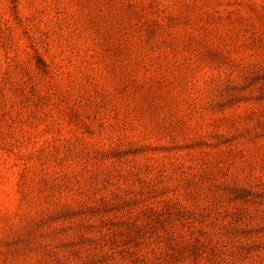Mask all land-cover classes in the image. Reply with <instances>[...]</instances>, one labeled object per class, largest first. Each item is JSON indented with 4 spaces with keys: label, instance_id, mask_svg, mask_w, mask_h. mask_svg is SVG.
I'll use <instances>...</instances> for the list:
<instances>
[{
    "label": "rangeland",
    "instance_id": "rangeland-1",
    "mask_svg": "<svg viewBox=\"0 0 264 264\" xmlns=\"http://www.w3.org/2000/svg\"><path fill=\"white\" fill-rule=\"evenodd\" d=\"M0 264H264V0H0Z\"/></svg>",
    "mask_w": 264,
    "mask_h": 264
}]
</instances>
